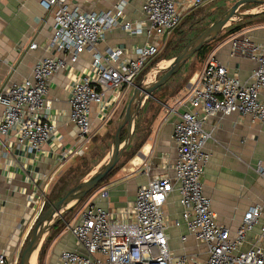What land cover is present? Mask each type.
<instances>
[{
  "label": "built area",
  "instance_id": "2783aa9c",
  "mask_svg": "<svg viewBox=\"0 0 264 264\" xmlns=\"http://www.w3.org/2000/svg\"><path fill=\"white\" fill-rule=\"evenodd\" d=\"M212 1L189 0L185 9L188 13ZM38 2L54 20L53 38L45 45L49 55L36 62L30 77L1 84L0 138L12 137L18 148L42 156L58 128L50 98L51 81L76 65L83 54H89L90 71L81 79L75 78L70 89L69 123L77 128L78 140L60 153L61 161L67 163L87 155L95 133L113 119L160 54L161 42L153 38L161 41L169 37L180 27L185 14L176 0H144L145 20L122 25L131 36L146 35V43L131 49L120 46L101 51L99 46L107 34L121 25L125 0L111 10L90 13L71 6L68 0ZM227 45L233 56L256 64L250 79L230 76L217 53H210L199 78L191 82L187 96L178 102L186 110L174 126V175L154 177L138 187L135 201L126 210L103 209L95 204L97 198L109 199L107 188L90 196L74 216V223L68 225L84 252L63 251L59 264H264V225L261 233L247 242L248 235L261 225L264 200L247 210L233 232L219 223L204 184L212 157L206 151L213 139L212 133L205 130L209 119L238 116L253 125H264V38L256 42L249 32L241 31L231 35ZM38 48L36 42L29 46L30 50ZM256 172L264 181V161L258 162ZM176 192L188 230V236L181 237L185 250L181 255L171 249L170 229L180 227L182 222H172L165 213ZM43 199L35 194L30 200L40 215L45 207ZM190 237L195 252L187 251ZM0 264H9L2 251Z\"/></svg>",
  "mask_w": 264,
  "mask_h": 264
},
{
  "label": "crops",
  "instance_id": "0c3cea01",
  "mask_svg": "<svg viewBox=\"0 0 264 264\" xmlns=\"http://www.w3.org/2000/svg\"><path fill=\"white\" fill-rule=\"evenodd\" d=\"M120 1L68 0V3L80 7L82 12L90 13L111 10ZM125 1L127 7L121 25L107 34L105 42L99 46L101 51L120 46L131 49L147 41L146 35L131 36L122 25L145 20L142 11L144 0ZM176 1L185 19L192 12L187 13L185 9V2L189 0ZM242 31L249 32L256 42L263 41L264 29ZM53 34V17L43 10L38 0H0V86L30 77L36 62L49 55L45 45L49 44ZM169 37L160 41L155 36L153 41L161 42L163 47ZM230 37L217 43L212 52H216L221 62L228 67L230 76L247 81L256 69V64L247 58L232 55L227 45ZM33 42L38 43L37 50L29 49ZM208 56H194L175 78L172 77L146 101L135 121L130 146L137 148L135 155L129 159L124 172L112 176L87 199L100 189L107 188L109 199L97 198L95 204L103 209L126 210L135 201L138 187L154 177L174 175L177 159L174 126L180 114L186 110L178 102L187 96L191 82L199 78ZM91 63V56L83 54L76 65L69 66L52 79L50 98L54 103L53 114L58 128L57 135L49 142L42 156L35 157L25 149L18 148L12 137L0 138V251L7 255L9 264H20L23 248L40 216L39 209L36 210L30 204L31 196L37 194L45 200L52 185L73 161L64 163L60 158L61 151L78 140L77 128L69 123L70 89L75 78L81 79L88 74ZM125 101L119 109H122ZM2 113L3 108L0 107V115ZM103 128L97 132L103 131ZM262 129L264 125H253L249 119L238 116L211 118L205 125V130L213 136L206 146V151L212 153L204 176L206 193L212 200L219 223L233 232L247 210L264 200V181L256 172L258 162L264 161ZM179 200L180 196L176 192L169 199L165 211L172 222H182L180 227L173 226L170 229V246L177 255L185 251L181 237L188 236ZM57 225L44 238L38 255L39 264H59L63 251L84 252L69 231L68 223L64 221ZM263 225L264 213L261 225L248 235V243L261 233ZM248 247L247 244L246 249ZM186 248L188 252H195L193 238H189Z\"/></svg>",
  "mask_w": 264,
  "mask_h": 264
},
{
  "label": "rangeland",
  "instance_id": "374dc122",
  "mask_svg": "<svg viewBox=\"0 0 264 264\" xmlns=\"http://www.w3.org/2000/svg\"><path fill=\"white\" fill-rule=\"evenodd\" d=\"M236 1L238 0H214L209 4L192 11L184 19L180 27L176 31H174L172 35L167 39L163 47L161 46L162 48L161 53L145 70V72L139 78L137 85L141 82H144L145 85H149L156 82L159 78H161L164 75L162 69H165V67L168 65L169 59L176 57L191 41H193L196 37H198L226 10H228L231 6H233ZM252 6L253 7H250L249 9L241 8L239 14L243 16L238 17L233 22H231L221 32L219 37L215 41L209 44L206 53L201 57L203 58L207 57L208 54L212 52L213 47H215L217 43L226 41V39L230 36L231 29H233L237 25L245 24V29H253V30L264 29V6H257V5H252ZM245 15H254V16L245 18L244 17ZM250 18H254V21H252L250 24H247L246 20ZM178 74L179 73L174 75L173 78H175ZM134 91L135 88H133L130 91L129 97L126 98V101L124 102L122 109H119L117 111V114L113 117V119L106 125L105 128H103L104 130L95 133L91 147L87 155L78 160L74 159L73 161H71V163L68 165L64 173L58 178L57 181H55L47 197L44 200L45 207L43 212L51 205L49 203V197L51 196L53 191L54 190L59 191L61 188H63V183H64L63 180L64 181L66 180L68 185L67 186L68 190H66L62 194L64 196L69 190L76 187L79 183L93 176L98 170H100L108 162L109 155L112 152V146L117 133L118 126L122 121L127 105L131 97L133 96ZM261 132H264V129H262ZM123 138H124L123 140L124 142L126 139L125 132ZM128 161H129V155H125V156L123 155V158L117 165L113 176L124 172V169L127 168L129 164ZM110 178H108L106 181L108 182ZM78 181L80 182L77 183ZM105 182L102 185H104ZM86 201L87 198H85L74 209H72L69 213L65 215L63 220L67 222L68 225H72L74 223V216L84 206ZM39 218L40 216L38 217V220ZM38 220L36 221L35 225L37 224ZM63 220H61L60 222L63 223L64 222ZM37 264H39V262Z\"/></svg>",
  "mask_w": 264,
  "mask_h": 264
},
{
  "label": "water",
  "instance_id": "95a60500",
  "mask_svg": "<svg viewBox=\"0 0 264 264\" xmlns=\"http://www.w3.org/2000/svg\"><path fill=\"white\" fill-rule=\"evenodd\" d=\"M248 5L264 6V0L236 1L233 6L226 10L198 37L191 41L176 57L169 59L168 65L165 69H162L164 75L161 78L149 85H145L144 82H141L136 86L134 94L127 105L122 121L118 126L108 162L93 176L79 183L76 187L69 190L60 200L51 204L40 215L37 224L30 233L23 248L20 264H31L34 254L38 253L39 255L44 238L50 230L63 220L67 213L74 209L92 192L97 190L117 167L123 158L124 152L127 151L132 144L135 121L146 101L152 97L157 90L163 88L198 52L215 41L231 22L236 18L243 16L239 14V11L241 8ZM253 16L254 15H245L244 17L248 18ZM124 130L127 132V137L123 142L122 133Z\"/></svg>",
  "mask_w": 264,
  "mask_h": 264
},
{
  "label": "trees",
  "instance_id": "16d2710c",
  "mask_svg": "<svg viewBox=\"0 0 264 264\" xmlns=\"http://www.w3.org/2000/svg\"><path fill=\"white\" fill-rule=\"evenodd\" d=\"M250 7H253V6L252 5H248V6L243 7V9H249ZM252 21H254V18L247 19L246 20V23L247 24H250ZM243 29H245V24H243V25H237L233 29H231L230 35H233L235 33L241 32ZM208 47H209V44L207 46H205L200 52H198L195 56H202V55H204L206 53ZM136 131H137V127H136ZM124 132H125V135L127 136V132H126V130H124L123 133H122V141L124 140V138H123L124 137ZM136 150H137V148L130 147L127 151L124 152V156L125 155H129V159H130L131 157H133L135 155V151ZM115 169L106 178V180L114 175ZM63 182H64L63 183V188H61L59 191L54 190L53 193L51 194V196L49 197V203L50 204H53V203L57 202L58 200H60L63 197V195H62L63 192H65L66 190H68V188H67L68 185H67L66 180L65 181L63 180ZM79 182L80 181H78L77 183H79ZM61 223L62 222H59L58 225H60Z\"/></svg>",
  "mask_w": 264,
  "mask_h": 264
},
{
  "label": "bare ground",
  "instance_id": "6f19581e",
  "mask_svg": "<svg viewBox=\"0 0 264 264\" xmlns=\"http://www.w3.org/2000/svg\"><path fill=\"white\" fill-rule=\"evenodd\" d=\"M38 253H35L32 259V263L31 264H37L38 263V257H37Z\"/></svg>",
  "mask_w": 264,
  "mask_h": 264
}]
</instances>
